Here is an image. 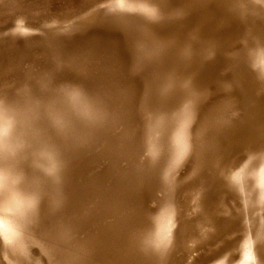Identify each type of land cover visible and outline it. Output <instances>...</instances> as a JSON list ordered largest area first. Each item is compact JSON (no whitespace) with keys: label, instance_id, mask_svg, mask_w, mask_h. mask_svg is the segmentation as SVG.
Wrapping results in <instances>:
<instances>
[{"label":"rangeland","instance_id":"374dc122","mask_svg":"<svg viewBox=\"0 0 264 264\" xmlns=\"http://www.w3.org/2000/svg\"><path fill=\"white\" fill-rule=\"evenodd\" d=\"M0 98V264H264V0H0Z\"/></svg>","mask_w":264,"mask_h":264},{"label":"bare ground","instance_id":"6f19581e","mask_svg":"<svg viewBox=\"0 0 264 264\" xmlns=\"http://www.w3.org/2000/svg\"><path fill=\"white\" fill-rule=\"evenodd\" d=\"M55 1V0H54ZM68 1V0H67ZM70 1V0H69ZM66 2V1H65ZM63 3V2H62ZM95 4V3H94ZM68 5V4H67ZM68 7V6H67ZM84 9V8H83ZM100 9V8H99ZM77 10V9H76ZM60 11V10H59ZM68 11V10H67ZM80 11V10H79ZM73 12V11H72ZM45 13V12H44ZM70 13V12H69ZM84 13V12H83ZM98 13V12H97ZM96 13V14H97ZM87 14V13H86ZM96 14L94 13V15L93 14H87V15H85V16H83V17H81L80 19H78V20H76V21H74L73 23H74V25L75 26H78V27H83V26H86L87 27V25H89V24H91V23H93L95 20H97V18L95 19V17H96ZM100 14H102V13H98V17H99V15ZM72 15V14H71ZM102 16V15H101ZM71 17V16H70ZM18 19H20V18H18ZM68 19V18H67ZM16 20V19H15ZM100 20H101V18H100ZM99 19H98V21L97 22H99L100 21ZM19 21V20H18ZM23 21V20H22ZM70 21V20H69ZM12 22V21H11ZM67 23V22H66ZM96 23V22H95ZM24 25V24H23ZM55 25H58V24H55ZM64 25V24H63ZM67 25V24H66ZM69 25V24H68ZM71 25V24H70ZM48 26V25H47ZM50 26V25H49ZM9 27V26H8ZM15 27V26H14ZM90 27V26H89ZM88 27V28H89ZM58 28V27H57ZM69 29V28H68ZM76 29V28H75ZM78 29V28H77ZM13 30V29H12ZM16 30V29H15ZM29 31V30H28ZM60 31V30H59ZM43 32V31H42ZM10 33H11V31H10ZM22 33V32H21ZM56 33H58V32H56ZM43 34L45 35V33L43 32ZM47 34V33H46ZM51 34V33H50ZM10 35V34H9ZM48 35V34H47ZM54 35V34H53ZM29 36H30V34H29ZM67 36V35H66ZM25 37V36H24ZM12 38V37H11ZM29 38V37H28ZM32 38V37H31ZM58 39V38H57ZM25 40V39H24ZM29 40V39H28ZM56 40V39H55ZM44 43V42H43ZM61 44V43H60ZM52 47V46H51ZM94 57V56H93ZM110 64V63H109ZM105 66V65H104ZM111 67V66H110ZM113 68V67H112ZM109 74V73H108ZM121 75H122V73H120ZM100 75V74H99ZM104 75V74H103ZM111 75V74H110ZM113 75V74H112ZM109 75H107V77H108ZM125 78V77H124ZM128 78V77H127ZM105 79V78H104ZM128 80H129V78H128ZM113 81V80H112ZM125 81V80H124ZM130 81V80H129ZM116 82H118V81H116ZM120 83H121V81H120ZM4 91V90H3ZM5 93H6V91H4ZM116 95V94H115ZM6 97V96H5ZM7 100V99H6ZM3 101H4V98L3 99H1L0 98V195L2 194V195H4L3 193H4V191L3 190H5V188H7V189H9L10 188V186H11V188H13V190H14V192H13V194L15 193V191H17V192H19V194H21V192H20V187L19 186H21L22 184H24L23 182H25L24 180L22 181V184H17L16 183V180L18 181V178H17V176H16V174L14 173V171H13V173L15 174L13 177L14 178H16V180L14 179L13 180V178H11V175H12V173H11V171L8 169V167L6 166L7 165V162H12V164H18V163H13V160H16L17 159V156H18V149H20V147H22L20 144H18V142L16 141V137H15V135L13 134V132H12V130H13V128L12 127H16V125H12V124H14V123H12V121H14V118L11 116L12 114H10V112L12 113L13 111H10L11 110V107L9 108V109H6V104L4 105V103H6L5 101H4V103H3ZM9 101V100H8ZM9 103V102H8ZM31 104V103H30ZM8 105V104H7ZM18 105V104H17ZM9 106H10V104H9ZM6 109V110H5ZM18 109V108H17ZM7 110L8 111H10L9 112V115H10V117H12L13 118V120H11V118L10 119H8V118H6V117H8L9 115H8V112H7ZM39 110V109H38ZM7 113V115H5L6 113ZM16 111L14 110V112L13 113H15ZM24 113V112H23ZM16 114H17V112H16ZM6 116V117H5ZM16 116V115H15ZM14 116V117H15ZM15 118H19V116L17 115V117H15ZM8 120V121H7ZM11 120V121H10ZM20 120V119H19ZM15 121H17V120H15ZM9 122H11L12 124H9ZM37 122V121H36ZM17 123H18V121H17ZM16 124V123H15ZM20 124V123H19ZM18 124V125H19ZM12 127H11V126ZM17 125V126H18ZM21 125V124H20ZM19 125V126H20ZM20 127H22V126H20ZM10 128H12V130H10ZM17 128V127H16ZM16 128H14V129H16ZM18 129V128H17ZM22 129V128H21ZM14 131V130H13ZM29 132V131H28ZM24 137V136H23ZM34 138H36V137H34ZM28 140V139H27ZM23 142V141H22ZM40 142V141H39ZM26 143V142H25ZM33 143V142H32ZM24 144V143H23ZM20 145V146H19ZM39 145V144H38ZM35 146V145H34ZM25 149V148H24ZM23 149V150H24ZM22 150V151H23ZM29 156V155H28ZM27 156V157H28ZM21 157V156H20ZM32 157V156H31ZM40 157V156H39ZM24 159V158H23ZM20 160V159H19ZM22 161V160H21ZM32 161H33V159H32ZM5 162H6V165H5ZM15 162H18V161H15ZM20 162V161H19ZM3 163H4V165H3ZM29 163H31V162H29ZM2 164V165H1ZM9 165H10V169H11V164L10 163H8ZM15 165V166H16ZM21 165V164H20ZM5 167L6 169H7V171H9V173L11 174V175H9V174H7V171H5L6 169L5 168H3V167ZM14 166V167H15ZM13 167V168H14ZM18 169V167H16V170ZM20 170V169H19ZM18 171V170H17ZM18 173V172H17ZM18 175V177H19V174H17ZM23 175V172H22V174L20 173V177ZM10 176V178L12 179V180H10V178H8ZM22 178V177H21ZM20 178V179H21ZM24 178V177H23ZM11 182H10V181ZM15 181V182H14ZM11 183V185L10 186H8V187H6V185H7V183ZM12 183L14 184V183H16L17 185H18V187H19V190H17L16 188H17V185L16 184H14V185H16V186H13L12 185ZM19 183H20V180H19ZM10 190V189H9ZM12 190V189H11ZM10 190V191H11ZM8 191V190H7ZM5 191L6 193H7V195H8V192L10 193V191ZM15 193L14 194V199H12V200H18V203H19V199H17L16 198V196H18L19 194L18 193ZM5 193V194H6ZM16 194H18V195H16ZM10 195H12V193H10ZM5 196V195H4ZM20 196H22V195H19V197ZM1 197V196H0ZM6 197V196H5ZM11 197V196H10ZM18 197V198H19ZM3 198V197H2ZM7 198L8 199H11V198H9V196H7ZM5 198H3V200H4ZM21 199V198H20ZM1 200V199H0ZM6 200V199H5ZM8 201V200H7ZM7 201H5L6 202V204H2L1 202H3V201H0V203L2 204V205H6V208L7 209H9V207L7 206ZM9 201H11V200H9ZM17 202V201H16ZM20 202H22V201H20ZM16 204L15 203V205H19L20 204V207L22 208V203H19V204ZM11 206V205H10ZM2 207H4V206H2ZM18 208V206H15V207H12V209L14 208V212H15V208ZM5 208V207H4ZM11 208V207H10ZM20 208V210H23V209H21ZM2 210H5V209H3V208H1ZM6 209V210H7ZM5 210V211H6ZM19 210V209H18ZM7 212V211H6ZM9 212H13V211H8V213ZM14 212H13V214H14ZM19 212V211H18ZM6 214V213H3V216L5 217V215H6V217H7V221H5V219H6V217H5V219H4V221H2L3 220V216H2V214H1V212H0V214H1V220H0V233L2 234V238L4 239V241H6V242H8V243H10V238H11V235H10V231H11V229H12V225H9V221H12V220H8L9 219V217L8 216H10V214H12V213H9V214ZM5 214V215H4ZM19 214H22L21 212L19 213ZM16 215V216H20V215ZM12 216V215H11ZM17 218V217H16ZM15 219V218H14ZM4 222H7L8 223V225H9V227H11V228H9ZM10 224H13L12 222H10ZM15 225V224H14ZM14 225H13V227H14ZM15 227H18L17 225H15ZM19 228V227H18ZM17 229L15 228L13 231H15V232H17L16 231ZM11 233H13V232H11ZM18 233V234H17ZM17 233H15L14 234V236L13 237H17L16 236V234L17 235H19L20 234V229H19V232H17ZM13 235V234H12ZM20 236V235H19ZM18 238V237H17ZM20 238V237H19ZM15 239V238H14ZM21 239V238H20ZM19 239V241H18V244H19V242H20V244H21V240ZM1 240V239H0ZM13 240V239H12ZM17 240V239H16ZM15 240V242L17 243V241ZM12 242H14V240L12 241ZM12 242L10 243V244H12ZM15 242H14V244H15ZM2 242H0V244H1ZM4 244V243H3ZM3 244H1V245H3ZM13 244V246L15 247V245ZM5 247L7 246L8 247V245L6 244V245H4ZM12 246V247H13ZM18 246H20L21 247V245H18ZM17 245H16V249H17V253H18V251L21 253V251L18 249V248H20V247H18ZM5 247H3V251H4V253H5ZM6 247V249H9V248H7ZM12 248V250L11 249H9V250H11V251H13L15 248ZM10 248H11V245H10ZM22 249H24L23 248V246L21 247ZM0 251H1V249H0ZM23 252L22 253H24V250H22ZM14 252H15V250H14ZM1 253H2V251H1ZM8 253H9V251H8ZM11 253H13V252H11ZM11 253H9L10 255H11ZM6 254H7V252H6ZM13 254H15V253H13ZM5 255V254H4ZM3 256V255H2ZM8 257H9V255H7ZM7 258V257H6ZM10 259H11V256H10ZM6 260V259H5ZM16 260V259H15ZM9 261V260H8ZM12 261V260H11ZM17 261H18V259H17ZM10 264V263H9Z\"/></svg>","mask_w":264,"mask_h":264}]
</instances>
